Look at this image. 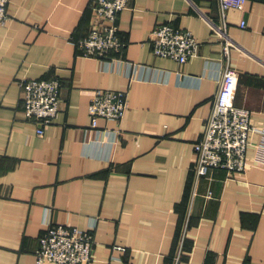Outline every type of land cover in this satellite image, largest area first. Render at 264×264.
I'll return each instance as SVG.
<instances>
[{"label": "crops", "instance_id": "0c3cea01", "mask_svg": "<svg viewBox=\"0 0 264 264\" xmlns=\"http://www.w3.org/2000/svg\"><path fill=\"white\" fill-rule=\"evenodd\" d=\"M95 0H10L0 25V264H35L50 226L94 237L90 264H264V148L251 133L247 170L211 171L197 185L203 137L225 64L219 0H129L117 17L122 54L84 57ZM237 107L264 129V0L227 11ZM245 21L246 27L241 23ZM191 31L186 64L155 56L153 30ZM62 83L49 125L27 119L23 80ZM96 89L128 93L121 121L100 119ZM44 130L39 135V129Z\"/></svg>", "mask_w": 264, "mask_h": 264}, {"label": "built area", "instance_id": "2783aa9c", "mask_svg": "<svg viewBox=\"0 0 264 264\" xmlns=\"http://www.w3.org/2000/svg\"><path fill=\"white\" fill-rule=\"evenodd\" d=\"M247 0H219L221 25L213 29L223 42L225 64L220 87L212 113L207 121L203 137L195 146L197 163L196 182L211 171L225 170L228 173H243L247 170V149L251 144V133L261 135L260 145L264 148V129L251 123L249 110L237 107L235 98L238 88V72L231 66L229 50L231 41L227 33V11L243 10ZM10 0H0V25L7 24L11 17L7 13ZM129 0H95L93 10L96 18L90 33L74 40L84 57L108 60L113 54H122L126 44L119 35L117 17L128 7ZM246 27V22L241 23ZM155 56L172 59L186 64L197 56L199 42L191 31L171 25L156 27L151 34ZM23 105L28 120L41 126L53 122L61 104L62 83L52 80H23L21 83ZM129 108L128 93L96 89L89 103V116L93 129L100 119L121 121ZM39 135L44 134L41 128ZM184 236L181 238L173 264H184ZM94 237L66 225L50 226L40 239L35 264H90L93 260Z\"/></svg>", "mask_w": 264, "mask_h": 264}, {"label": "rangeland", "instance_id": "374dc122", "mask_svg": "<svg viewBox=\"0 0 264 264\" xmlns=\"http://www.w3.org/2000/svg\"><path fill=\"white\" fill-rule=\"evenodd\" d=\"M10 3V2H9ZM8 6H9V4H8ZM7 13H8V7H7ZM8 15H9V13H8ZM10 16V15H9Z\"/></svg>", "mask_w": 264, "mask_h": 264}, {"label": "trees", "instance_id": "16d2710c", "mask_svg": "<svg viewBox=\"0 0 264 264\" xmlns=\"http://www.w3.org/2000/svg\"><path fill=\"white\" fill-rule=\"evenodd\" d=\"M174 259V258H173Z\"/></svg>", "mask_w": 264, "mask_h": 264}]
</instances>
